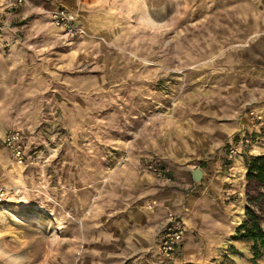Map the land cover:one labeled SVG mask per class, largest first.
<instances>
[{"label": "rangeland", "instance_id": "rangeland-1", "mask_svg": "<svg viewBox=\"0 0 264 264\" xmlns=\"http://www.w3.org/2000/svg\"><path fill=\"white\" fill-rule=\"evenodd\" d=\"M14 1L0 0V55L20 97L0 120V264H253L235 229L244 158L264 145V0ZM58 8L83 35L51 24ZM11 129L23 133L26 166L2 143ZM170 168L187 179L199 168L201 183L180 189L214 209L201 206L163 259L159 223L174 212L156 197L172 189ZM221 216L234 230L220 241Z\"/></svg>", "mask_w": 264, "mask_h": 264}, {"label": "crops", "instance_id": "crops-1", "mask_svg": "<svg viewBox=\"0 0 264 264\" xmlns=\"http://www.w3.org/2000/svg\"><path fill=\"white\" fill-rule=\"evenodd\" d=\"M77 23L79 24L78 20ZM11 76H12L11 63L8 62V58H5L3 55H0V120L6 119L7 122H9L11 119L9 112H13L12 109L8 107L9 103L14 101L16 97L20 98L19 95H16V97H14L13 91H11L10 89V86H12V84L8 79ZM6 102L8 103L7 105ZM238 144H240V141ZM257 149H259L262 152L260 155H264V145L261 148L257 147ZM167 172H168L169 183L168 182L166 183H168L172 187V189L164 193L163 192H161L160 194L157 193L156 199H158L157 201H160L161 203L164 204L166 203L165 205H168V209H171L174 212V214H176L178 219L184 224L187 233L188 230L191 231L194 226H197L198 221H200L202 216L200 212L201 211L200 207L206 206L205 215L210 217L211 212H213L214 206H212V202H210L209 198L206 195H203L204 192L200 193L199 196H190L189 199H187L186 196L183 195L182 190L180 188H184L190 185L188 182L189 180L191 181L190 183L193 184L191 180L192 171L190 172V179L186 178L184 171L182 169L170 168L167 170ZM155 189H158V187L155 186ZM186 202L189 205L187 208L188 210H186V206H185ZM163 216H164L163 214L162 215L158 214L156 216L157 222L160 219H162ZM214 222L218 223V225L216 223H213L212 226L215 230H218L219 240L221 241L227 235L229 238L232 230H234V227L228 224V222H225L223 216H221V218L215 219ZM163 223L161 222L159 223V225L162 226Z\"/></svg>", "mask_w": 264, "mask_h": 264}, {"label": "built area", "instance_id": "built-area-1", "mask_svg": "<svg viewBox=\"0 0 264 264\" xmlns=\"http://www.w3.org/2000/svg\"><path fill=\"white\" fill-rule=\"evenodd\" d=\"M22 0H15L11 3L13 5H20ZM51 24L61 30L66 36L71 38H78L84 34L82 27L77 23L76 16L70 10L65 8H58L50 14ZM260 120V117H257ZM264 121L261 120V127L264 134ZM5 149L10 153L11 157L18 166H26L31 160V156L27 153L26 146L24 144V136L19 129L8 130L2 139ZM251 144L248 137H242L240 144ZM238 151L234 146L229 148V157L237 155ZM152 174L157 177L165 175V170L156 167L155 165H149L147 168ZM0 178V204L6 200V191L2 186ZM186 234V228L184 224L174 214L169 213L160 230L159 236V256L163 259H169L175 251L181 246Z\"/></svg>", "mask_w": 264, "mask_h": 264}, {"label": "trees", "instance_id": "trees-1", "mask_svg": "<svg viewBox=\"0 0 264 264\" xmlns=\"http://www.w3.org/2000/svg\"><path fill=\"white\" fill-rule=\"evenodd\" d=\"M3 143V142H2ZM246 206L244 220L236 227L237 238L251 242L252 263L264 257V230L261 227L264 214V155L245 157Z\"/></svg>", "mask_w": 264, "mask_h": 264}, {"label": "water", "instance_id": "water-1", "mask_svg": "<svg viewBox=\"0 0 264 264\" xmlns=\"http://www.w3.org/2000/svg\"><path fill=\"white\" fill-rule=\"evenodd\" d=\"M202 177L203 172L199 168H196L191 172V180L194 185H199L201 183Z\"/></svg>", "mask_w": 264, "mask_h": 264}]
</instances>
